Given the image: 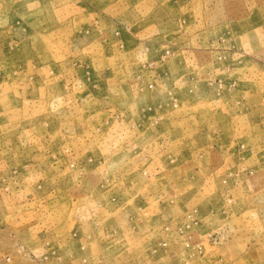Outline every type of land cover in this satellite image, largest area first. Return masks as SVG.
<instances>
[{
  "label": "rangeland",
  "instance_id": "374dc122",
  "mask_svg": "<svg viewBox=\"0 0 264 264\" xmlns=\"http://www.w3.org/2000/svg\"><path fill=\"white\" fill-rule=\"evenodd\" d=\"M0 264H264V0H0Z\"/></svg>",
  "mask_w": 264,
  "mask_h": 264
}]
</instances>
